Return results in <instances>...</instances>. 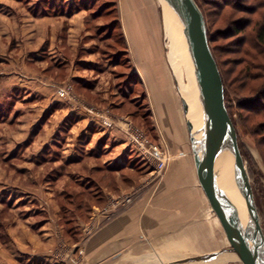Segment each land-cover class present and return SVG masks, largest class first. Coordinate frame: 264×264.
I'll list each match as a JSON object with an SVG mask.
<instances>
[{"label":"rangeland","instance_id":"374dc122","mask_svg":"<svg viewBox=\"0 0 264 264\" xmlns=\"http://www.w3.org/2000/svg\"><path fill=\"white\" fill-rule=\"evenodd\" d=\"M150 1L157 14L153 16L158 21L157 39L169 67L170 40L163 7L160 0ZM199 2L205 12L211 48L228 79L229 113L264 230V99L258 100L256 93L264 77L247 84L241 74L247 63L264 67V52L260 54L264 47L256 39L259 27L264 25V0ZM124 4L125 0H0V227L5 228L11 216L15 225L19 223L17 218L33 222L48 211L52 214L56 207L66 220L67 232H72L70 219L85 218L86 207L106 199L98 174L87 182L85 178L76 181V174L71 172L72 167L85 171V165L78 164L85 163L81 159L105 151L102 145L87 147L99 128L81 133L76 140L77 133L72 132L75 118H60L57 114V108H69L76 99L98 101L100 96L89 89L102 86L116 91L107 98L110 106L123 101L125 114L134 113V117H128L132 122L125 124L131 145L130 132L138 130L170 155L162 172L143 151L146 158H129L124 172L126 189L111 197L124 205L141 201L148 205L151 219L157 217V256L152 254L151 260L169 264L230 248L197 174L182 100L177 101L179 121L162 122L153 71L147 70L148 82L133 72L140 56L125 30L129 22L123 15ZM143 4L144 0H137L138 7ZM239 29L244 31L236 34ZM148 45H143L146 51ZM252 73L264 76V71L256 68ZM184 75L187 78L185 70ZM46 83H56L58 90L70 84L72 96L60 99L57 93V99L53 92L43 94L41 86L49 87ZM252 97L257 98L252 101L255 111L241 108ZM70 150L72 160L67 158ZM128 199L131 201L126 202ZM74 245L68 241L61 248L63 252L67 248L75 250ZM68 260L78 261V257L70 255ZM190 264L242 263L233 254H223Z\"/></svg>","mask_w":264,"mask_h":264},{"label":"crops","instance_id":"0c3cea01","mask_svg":"<svg viewBox=\"0 0 264 264\" xmlns=\"http://www.w3.org/2000/svg\"><path fill=\"white\" fill-rule=\"evenodd\" d=\"M124 5L123 15L129 22L125 30L131 46L134 50L137 49L136 52L140 56L133 67V72L139 73L143 81L148 82L150 75L147 74V70L149 68V71L150 69L153 71L155 80L153 88L156 90V101L162 122L179 121L177 101L179 102L181 98L175 86L171 66L168 67L157 39V27L150 31L146 24L139 23L141 10L140 6H137V0L133 2L125 0ZM147 42H149V51L143 48ZM168 60L171 64L170 56ZM46 85L49 87L41 86L43 94L55 93L58 99L57 84L46 83ZM99 88L101 89H89L90 92H97L100 96L98 101L90 100L88 97L85 101L76 99L70 102L69 108H57L59 112L57 114L60 118L67 116L75 118L72 132L77 133L74 135L76 140H79L78 136L81 133H87L91 128H99V131L88 141L87 147L92 149L102 145L105 151L100 155L92 153L91 156L81 159L85 163L78 164L85 165V171L81 167H72L71 172L76 174V181L85 178L87 182H92L94 176L98 174L99 184L106 199L100 204L91 203V206L86 207L85 218L77 216L70 219L72 232H67L66 220L55 206H52L55 207L52 214L46 209L48 212L41 219H35L33 222L23 217L17 218L19 223L15 225L11 216L9 221L5 222L6 227H0V264H157V259L151 260L152 254L157 256V217L151 219L147 212L148 205L141 201L124 205L111 198L116 196L115 193L126 189L124 172L127 160L136 159L138 156L146 158L141 150L136 145H131L126 138L125 124L127 121L132 122L128 117H134V113L125 114L123 101L113 102L115 105L110 106L107 98L112 90L102 86ZM112 92L116 93L115 90ZM173 125L175 124L172 123ZM74 138L71 137L70 140L76 144ZM74 143L70 145L73 146ZM105 146L107 147L104 148ZM68 152L67 158L72 160L71 150ZM99 160L102 161L101 165ZM0 205L2 206L3 203L0 202ZM74 228L77 230H73ZM68 241L75 243L73 247L75 250L67 248L63 252L61 247ZM70 255L78 257V261H69Z\"/></svg>","mask_w":264,"mask_h":264},{"label":"water","instance_id":"95a60500","mask_svg":"<svg viewBox=\"0 0 264 264\" xmlns=\"http://www.w3.org/2000/svg\"><path fill=\"white\" fill-rule=\"evenodd\" d=\"M184 25L188 36V52L193 64L199 98L212 122L220 142L219 155L232 159L234 179L245 199L248 212L247 224L227 192L218 183L217 157L208 149L205 133L195 129L187 119V127L200 183L216 211L230 248L176 260L169 264H190L217 258L223 254L235 255L242 264H264V230L255 205L249 173L242 154L238 132L226 104L225 85L213 54L205 15L196 0H166ZM185 115L189 103L182 98ZM205 182L216 192L219 203L206 188Z\"/></svg>","mask_w":264,"mask_h":264},{"label":"bare ground","instance_id":"6f19581e","mask_svg":"<svg viewBox=\"0 0 264 264\" xmlns=\"http://www.w3.org/2000/svg\"><path fill=\"white\" fill-rule=\"evenodd\" d=\"M152 3L150 0H144V4L140 6L141 15L139 14V23L146 24L150 31L155 29L158 24L157 19H154L157 17V14L155 15L154 5ZM160 3L163 7L164 24L165 29L167 30L166 33L170 40L169 56L175 85L181 100L182 98H185L190 106L189 113L186 117L194 123L195 129L201 128L205 133L209 152L214 158H216L220 151L219 137L212 122L206 114L204 104L199 98L194 77L193 64L188 52L187 32L183 23L168 5L167 1L160 0ZM154 15L155 17L153 18ZM180 57H182L183 68L185 73L188 75L187 78L184 75L183 68L181 69ZM216 166L218 170L219 185L230 196L239 211L242 222L246 225L248 220L247 205L234 179L232 159L230 156L225 157L223 155H219V157H217ZM205 185L216 202L219 203V197L216 192L208 183L205 182Z\"/></svg>","mask_w":264,"mask_h":264},{"label":"built area","instance_id":"2783aa9c","mask_svg":"<svg viewBox=\"0 0 264 264\" xmlns=\"http://www.w3.org/2000/svg\"><path fill=\"white\" fill-rule=\"evenodd\" d=\"M72 86L70 84H65L63 88H60L59 95L61 98H68L72 96ZM130 138L134 145H136L141 151L144 152L150 159L156 162V169L162 172L168 163L169 152L166 149H162L160 145H153L146 136L136 130L130 132ZM128 199L126 202H130Z\"/></svg>","mask_w":264,"mask_h":264},{"label":"trees","instance_id":"16d2710c","mask_svg":"<svg viewBox=\"0 0 264 264\" xmlns=\"http://www.w3.org/2000/svg\"><path fill=\"white\" fill-rule=\"evenodd\" d=\"M196 1L200 5V7H201V9H202V11H203V13L205 15V12H204V10H203V8H202L199 0H196ZM205 18H206V16H205ZM243 31H244L243 29H239L236 34H240ZM256 39H257V42H258L259 46H263L264 47V25H262V26L259 27V29L257 31ZM209 40H210V38H209ZM212 51H213L214 56L216 57L215 59H217L218 66L220 68V71H221V74H222V77H223V80H224V84H225V95H226V104H227V98L229 96L228 79L225 76L224 71H223V67L220 64V62H219L217 56L215 55L213 49H212ZM263 52H264V50H261L260 51V54H262ZM254 68H256V69H258V70H260L262 72L264 71V67L262 66V64H260V65L259 64L258 65H252L251 63H247V66H245V68H243L241 70V74L243 76L242 80H244L245 82H247V84H249V81L250 80H253V81L254 80H259V79H261V78L264 77L263 75H259L261 73H259L258 75H257V73L256 74L252 73V69H254ZM256 93L259 95L258 96V100H259V98L260 99L261 98L264 99V84H262V85H260V87H258V89L256 90ZM255 100H257V98H253V97L251 99H249V100H246V102L243 105H241V108H243L245 110L255 111V110H253V106H252V104H255V103H252V101H255ZM227 108L229 110L228 104H227ZM229 112H230V110H229ZM242 154H243V152H242Z\"/></svg>","mask_w":264,"mask_h":264}]
</instances>
